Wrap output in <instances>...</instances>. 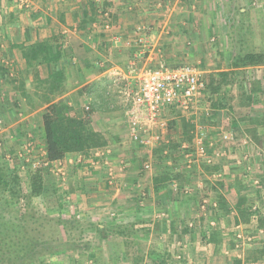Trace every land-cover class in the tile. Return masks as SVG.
<instances>
[{
	"label": "rangeland",
	"instance_id": "obj_1",
	"mask_svg": "<svg viewBox=\"0 0 264 264\" xmlns=\"http://www.w3.org/2000/svg\"><path fill=\"white\" fill-rule=\"evenodd\" d=\"M179 5L175 4L176 8L171 14L162 16L161 14L166 11L164 7L153 9L155 16L160 15L158 20L163 21L168 19V16L175 17L178 22L182 19V22H185L183 28L185 31L186 28L188 29L181 34L180 38L169 45V48L173 46V56L167 58L163 56L162 58L173 66L186 64L197 68L207 83L212 80L217 81L221 73L228 74L225 84L217 89V93L209 91L206 95L208 115L199 116V124L208 130V141L216 140L213 135L220 134L219 138H222L223 135L232 134L233 140L227 144L228 146L233 147L241 143L238 146L244 147L251 143L256 154L258 149L264 148V130L259 131L261 134L256 136L257 140L254 137L251 138L254 139V142L249 140L248 134L245 135L239 130H244L242 126L246 125V121L249 120L248 117L260 116L264 112V70H256V68L251 71L238 70L234 69L231 64L236 56H243L250 52L264 54V0H204L203 4H181L184 8L182 9L183 13H179ZM187 18L191 20L190 25L187 24ZM158 20L155 23H158ZM179 32L177 31V33ZM186 54L188 57L185 56ZM143 61L144 58H140L141 65ZM42 72L43 75H40V78L45 75L44 69ZM98 75V72L94 74V76ZM94 76L76 80L70 77L68 81L66 80L63 93L55 97L53 101L66 102L70 115L85 120L90 131H94L90 115L96 112L99 122L105 125L106 129L104 132H94L101 134L107 141V145L114 146L112 147L114 148L113 152H111L112 156H115L111 159L113 164L123 166L128 162L130 168L141 174L143 173V164L146 162H150L152 168H160V172L164 170L161 167L162 164L164 166L168 162H171V166L174 163L180 164L184 170L186 166L183 163V155L179 157L177 153H168L167 155H161L159 152L146 153L140 147L128 143L124 102H121L117 97V87L110 83L111 80H109L108 75H102L96 79H100L101 82L104 81L103 84L108 86L105 90L106 101L98 96L100 89L95 90L97 92V102L95 103H88L83 98L86 91H78V94H75V103L69 98L63 97L65 93L67 94L74 89L72 85L75 86V81L77 82L76 85H81L87 80L93 79ZM2 79L0 75V163L7 164L6 170L9 175L19 172L21 190L19 195H12L10 190H0V229L19 225L21 226V234L34 242L36 247L34 250L30 249L29 254L32 258L25 261L26 264H203V262L204 264H217V258L221 255L229 258L220 264H235L236 261L240 264H264V256L257 259L251 258L255 255L256 250H261L264 247V237L261 236L264 234L259 233V230L264 229V185H260L264 183V168L260 167V164L252 167L250 172L248 170L249 180L246 181L248 183L243 181L240 183L244 186L247 184L246 188L251 191L247 198L252 204L250 208L248 207L252 215L246 222L241 219L243 228L234 227V233L232 231L231 235L234 236L233 242L230 239V248L227 247L224 251L222 249L225 246L222 247L221 243L218 244L219 246L217 245L219 248H216L214 254V245H210L212 243L210 238L216 234L217 230L207 228L203 233L206 225L209 226L208 217L204 219L205 226L201 224L200 227L202 228L196 232L189 231L188 225L184 227V221L181 220L170 233L161 231L159 223L154 225L155 227L158 226V230L153 232L154 228L150 233L148 229L146 230V228H150L147 217L143 219L142 214H140V218H137L138 220L130 217L127 223L131 224L129 227L127 224L122 226L119 224L120 222H114L113 224L108 223L105 230L98 231L97 226L100 224V218L97 213L88 214L83 209V205L79 206L78 203L74 202L70 198L71 189H69L67 180L61 179L68 178L71 165L84 163V159H89L91 162L96 150L90 151L88 155L69 154L68 156L72 157V163L64 162L63 167L65 166V168L62 169V172L65 173L60 178L56 176L54 167L40 171L42 189L39 196H33L28 189L30 168L22 170L21 167L24 164L18 159L17 154L28 143L34 142L33 144L36 146L34 148L40 150V157L42 158L44 145L41 140V133L38 134L39 114L30 118L29 125L18 122L17 126L20 129L15 132L14 126L17 120L19 121L21 118L20 114L29 115L33 111L30 113L28 106L25 104L24 107L21 103L22 99H18L21 96L14 89V85H16L14 81ZM105 79L110 82H105ZM95 82L99 81L94 80L87 84L89 86ZM243 82H245L244 88L247 96L252 93V90L257 89L255 95L258 97V103L247 106L248 102L242 96L240 89ZM84 86L81 89L85 88ZM222 98L226 106L224 108L214 107L216 100ZM5 105L12 112L9 116L5 115ZM45 107L44 103L40 104V107L36 106L37 109H41L40 114ZM175 119L174 128L168 136L170 142L172 140V143H175L182 139L180 133L182 120L192 125L191 131H193L194 136L195 125L192 120L181 115L176 116ZM239 125L241 127L236 132H240V136H235L234 133L236 132L233 133L231 130L227 131L229 127L236 128ZM39 135L40 149L38 146ZM256 141L260 143L258 144ZM185 143H182L181 149L187 146ZM101 149L103 147L98 150ZM208 154L213 157L211 149L207 151ZM259 154H261L264 162V155L261 151ZM218 155L226 161L232 156L228 149L225 154L221 151ZM80 156L82 160L77 161ZM97 160L100 162V159ZM201 164L203 163L199 165ZM133 170L128 169L130 174L134 173ZM255 179L259 180V184H252ZM213 182L215 183V181ZM252 189H257V191ZM237 194L238 192L235 191L232 193L233 198L230 196L234 206L236 200L239 199ZM196 207L194 200L189 207L191 213L188 214L191 215L196 212ZM141 209L136 210L141 212ZM159 210L161 212L163 208L160 207ZM165 212V216L161 220L168 219L167 211ZM236 215L238 216V214H235V218ZM222 221L225 224L233 225L235 222L238 224L240 220L237 218L234 220L232 215L224 217ZM102 223L103 225L107 224ZM196 227L199 225L197 224ZM238 233L242 239L237 237ZM181 242L189 246H183ZM26 246L30 248L29 245Z\"/></svg>",
	"mask_w": 264,
	"mask_h": 264
},
{
	"label": "crops",
	"instance_id": "obj_2",
	"mask_svg": "<svg viewBox=\"0 0 264 264\" xmlns=\"http://www.w3.org/2000/svg\"><path fill=\"white\" fill-rule=\"evenodd\" d=\"M203 2L204 0H198L197 2L196 0H32L28 8H21L14 0H0V63L8 65L14 75H18V73L24 71L25 88L33 91L35 87L33 78L25 73L26 62L22 58L21 49L24 46L38 42H49L54 46L58 45L61 48V59L58 65L60 68H64L67 81L70 77L75 80L82 77L87 79L97 74V72L99 74L81 85H76L77 82L75 81V86L72 85L74 89L67 94L65 93L63 97L69 98L70 101L74 102L76 100L75 94H78L79 89L84 85L88 86L87 83L95 80L99 82H95L96 86L89 88L90 90L84 93L83 98L88 103L97 102V92L95 90L100 89L98 96L105 100V90L108 86L103 84L104 81L101 82L100 79H96L102 75L109 76L112 69L118 67L124 68L125 62L127 63L131 57L137 54V48L125 45L127 41H133L136 38L138 35L137 28L143 27L145 29L143 33L147 42V47L143 48V50L140 48L139 57L144 58L147 63L149 61L152 62L151 64H154L163 56H166V58L173 56V46L169 48V45L174 43L176 39L181 37L183 32L188 30L186 28L185 31L183 28L185 22H182L180 18V22L175 17L171 18V16H168V19L163 21L158 20L160 15L155 16L153 9L161 6L164 7L166 11L164 14H161L162 16L171 14L176 8L175 4H180L178 10L179 13H183L182 9L184 8H182L181 4H203ZM156 20H158V23H155ZM187 21V24L190 25L191 20L187 18ZM106 24L109 25V30L104 29ZM177 31L180 32L177 33ZM114 35L120 36V42L117 44L113 42ZM185 56L188 57L187 54ZM253 68L264 70V66H253L244 70L251 71ZM48 69V67L46 69L44 67L45 74L48 72ZM99 69H101V72ZM105 82L109 83L110 81L105 79ZM58 98L61 99V97ZM18 99H22L21 103L25 107V99L23 97ZM4 109L5 115L9 116L12 114L7 105H5ZM40 110L29 111L30 113L32 112L29 115L20 114L21 118L19 121L17 120L14 129L18 127V122H24L29 125L30 118L39 114L38 134H40L42 132V114H40ZM99 112L101 111L99 110ZM90 117L94 131L104 132L106 126L99 122L96 112L90 115ZM239 127L241 126L239 125L236 128L229 127L227 131L231 130L234 133L240 129ZM242 127L244 130L240 129L239 131L245 135L248 134V138L251 141L252 137L248 132L251 126L247 122ZM262 130L264 128L257 129L258 135L261 134L259 131L261 132ZM239 133L236 132L234 134L235 136H240ZM219 136L220 134L213 135L214 138L216 137V140H211L213 147L209 148L212 150L213 157L210 155L212 162L209 165L204 163V165L211 167L208 171L202 164H198L192 169L184 168L183 170L181 167V174L177 178L160 183L162 186L158 187V189L155 187L156 184L154 185V179L159 175L160 168L143 169L142 174L136 173L133 168H130V163L128 164V162L123 166L113 164L111 159L115 156H112V153L108 156L107 160L114 173L117 174L115 185H109L107 182V167L101 165L103 163L98 162L96 159L94 162L84 159V163L71 165L69 167L70 175L68 178L61 179L67 180L70 186L69 189H71L70 198L74 202L78 203L79 206L83 205V209L88 214L97 213V216L100 218V224L97 227L100 229L105 230L108 223L113 224L114 222H120L119 224L123 226L128 223L130 217L137 219L142 214L143 219L147 217L150 228H146V230L148 229L150 233L154 228L153 232L158 230V226H154L156 223L161 225V231L170 233L181 220L184 221V227L187 226L190 220L193 223L195 222L193 228H187L189 231L196 232L202 228L200 226H205L204 219L208 217L209 226L206 225L203 233H205L207 228L217 230L215 233L218 232L220 236L219 244L222 243L221 246H225L222 249L224 251L227 247L230 248V239L233 242L234 236L231 235L232 231L234 233V227H244L241 221L238 224L237 222L232 223L233 225L225 224L222 221L224 217L232 215L234 220L236 218L240 220L237 215L235 218V214L238 213L236 204L235 206L232 205V193L237 191V196L244 198L247 206L251 207L252 204L247 198L251 191L246 188L247 184L244 186L240 183L241 181L248 183L246 182L249 180L247 174L252 167L260 164V167L264 168V162L262 161L261 154H259V151H261L264 155V148L258 149L255 154L251 143L248 146L244 144V147L238 146L241 143L233 147L228 146V150L232 156L226 161L218 155L222 144L219 142L221 139ZM252 142H254V139ZM128 143L132 144L129 141ZM257 143L259 144L260 142ZM38 144L40 149V135ZM112 147L114 146L107 145L103 148L110 149L113 152L114 148ZM140 148L142 149V147ZM214 149L216 152L213 151ZM43 152H45V147ZM71 158V156L67 155L62 161L54 162L51 165L55 167L58 163H61L62 166L64 162L72 163ZM171 165V162L164 164L167 167L174 166ZM164 166L162 164L161 167L164 168ZM64 168L65 166L61 169ZM128 169L130 171L133 170L134 173L130 174ZM64 173V171L57 173L55 171L56 176H59V178ZM258 181L256 179L253 180L252 184H259ZM173 184L175 186L172 187ZM260 185L263 186L264 183ZM183 189L189 191L188 195L183 194ZM252 190L257 191V189ZM220 197L226 201L227 207L225 210L220 209ZM203 198L209 199L210 202H215L218 209L207 216H200L198 214V207ZM194 200L196 201L197 210L190 215L188 214L191 213L189 207L193 204ZM160 207L167 211V220L156 218L160 213ZM109 208H116L118 212L117 218L112 221L108 220L107 210ZM232 208L233 210H231ZM136 209H141V212ZM163 210L161 212L166 213ZM196 216L197 219H195ZM102 222L107 224L103 225ZM211 222H214L213 226H210ZM197 224L199 227H196ZM130 225L127 224L128 227ZM259 233L264 234V229L259 230ZM261 236L264 237V235ZM181 243L183 246H189L186 243ZM211 244L214 245L215 254L216 248L219 245L217 246L213 242ZM228 258L221 255V257L217 258V264Z\"/></svg>",
	"mask_w": 264,
	"mask_h": 264
},
{
	"label": "trees",
	"instance_id": "obj_3",
	"mask_svg": "<svg viewBox=\"0 0 264 264\" xmlns=\"http://www.w3.org/2000/svg\"><path fill=\"white\" fill-rule=\"evenodd\" d=\"M60 50V46H54L49 42H38L29 46H24L21 49L22 58L26 62L25 73L33 78L35 86L33 91L25 88V78H23L24 71L18 73V75H14L12 69H10L8 65L0 64L1 77L4 80L8 79L9 81H14V84L17 85H14V89L25 99L28 111L37 109L36 106L40 107V104L42 105L44 103V105H46L42 112L41 140L45 147V158L49 163L62 161L69 154L88 155L90 151L100 149L107 145V141L104 140V137L101 134L88 129L85 120L70 115V110L67 108L66 102L53 101L55 97L63 93L67 80L64 68H60L58 65L61 59ZM231 65L234 69L238 70H244L253 66H264V54L250 52L243 56H236ZM44 67L45 69L46 67L49 68L48 72H46L43 78H40V75H43L42 69H44ZM100 70L101 69H99V71ZM13 75L14 78H11ZM219 77L220 78L217 81L212 80L210 83H207L206 95L209 91L217 93V89H220L223 87L222 85L225 84L228 74L221 73L219 74ZM244 85L245 82L241 83L240 89L242 96H244L245 100L248 102L247 106L258 103V97L255 95L257 89L252 90V93L247 96ZM95 86V83H93L89 86H84L85 88L81 90L79 89V91H89V88H94ZM253 88H255V86H253ZM225 106L226 104L223 103V98L216 100V104L214 105L216 108H224ZM175 120L176 119L174 118L169 122L170 131L174 128ZM247 122L251 126L248 130L249 134L252 138L254 137L255 140H257V129L264 128V112L260 116H251ZM19 129L20 127H16L14 130L15 132H18ZM181 129V140L175 143H172L171 140V142L168 141L166 144H160L154 148L152 152H159V154L164 155V151L166 150L171 154L177 153L179 157L184 153L190 152V148L186 149L182 147L181 149V146L183 142H186L185 144H187V146L192 144L191 142L194 137L193 131H191L192 125L189 122L182 120ZM209 149L210 148H207V151H209ZM173 165V167L165 166L164 170L154 179L156 189L162 186L160 183L166 182L172 178H177L179 174H181L180 169L182 165L180 166V164L176 163ZM195 166L193 168H195ZM6 167L7 164L4 162L0 163V190H10L12 195H19L21 190V180L18 177L19 172H16L17 175H12L11 173L9 175ZM204 167L207 171L211 168L206 165H204ZM44 169L47 170L48 167L32 168L29 171L28 189L33 196L40 195L42 189V185L40 184V171ZM219 205L220 209L223 210L227 207L226 201L221 197ZM236 209L240 221L242 219L246 222L252 215L244 198L239 197L236 202ZM20 227L21 226L19 225H12L10 228H6L7 230L5 228L0 229V264H26L25 261L32 258L29 253L31 250H34L36 245L34 246V242L21 234ZM97 230L102 231V229L98 227ZM218 237L220 238L219 234L216 233L211 236L210 241L218 245L220 243ZM26 245H29L30 248ZM262 256H264V247L261 250H256L255 255L251 258L257 259ZM234 263L240 264L238 261Z\"/></svg>",
	"mask_w": 264,
	"mask_h": 264
},
{
	"label": "built area",
	"instance_id": "obj_4",
	"mask_svg": "<svg viewBox=\"0 0 264 264\" xmlns=\"http://www.w3.org/2000/svg\"><path fill=\"white\" fill-rule=\"evenodd\" d=\"M21 8H28L32 0H14ZM105 30H109L106 24ZM143 27L137 28L138 35L133 41L125 43L128 47L137 48V54L131 57L124 68L112 69L109 73V80L117 87V96L124 102V118L126 124V133L129 142L142 147L146 152H152L154 148L163 143H168L169 139V122L181 115L186 119L192 120L195 125L194 137L190 146V152L183 154V163L187 169H192L200 163L211 164L212 158L207 155V148L213 147L212 141H208V130L205 126L199 124V116L208 115L206 103V85L202 73L195 67L182 64L179 66L170 65L165 59L160 58L154 65L149 61L140 62L139 50L147 47ZM113 42L119 43L120 36L114 35ZM86 109H89L86 107ZM233 140L232 134L223 135L219 140L221 146L218 154L228 149V143ZM34 142L28 143L26 147L18 152L17 157L24 164L21 168L37 167H54L45 158L43 152L40 157V150H36ZM35 149V150H34ZM111 154L110 149L103 148L93 153L91 162L100 159V162L107 167V182L109 185H115L116 174L108 163V156ZM168 151H164L167 155ZM41 158V159H40ZM80 156L77 161H81ZM25 166V167H24ZM27 166V167H26ZM63 166L61 163L55 165L56 172H61ZM61 169V170H60ZM144 170H151L150 162L143 164ZM175 184L172 185V187ZM183 194L188 195L189 191L183 189ZM217 209L215 202H210L204 198L198 207L200 216H207ZM108 220L116 219L118 212L116 208L107 210ZM164 212H160L158 218L162 219ZM199 216V218H200ZM189 228L194 227L193 222H189ZM211 222L210 226H213ZM237 237L242 239L240 233ZM250 240V239H248ZM179 258V257H178Z\"/></svg>",
	"mask_w": 264,
	"mask_h": 264
}]
</instances>
